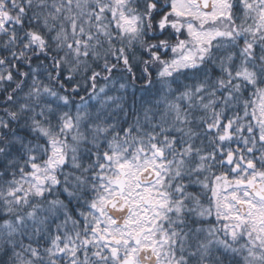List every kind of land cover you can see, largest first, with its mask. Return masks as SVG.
<instances>
[{
    "label": "snow or ice",
    "instance_id": "snow-or-ice-1",
    "mask_svg": "<svg viewBox=\"0 0 264 264\" xmlns=\"http://www.w3.org/2000/svg\"><path fill=\"white\" fill-rule=\"evenodd\" d=\"M0 264H264V0H0Z\"/></svg>",
    "mask_w": 264,
    "mask_h": 264
}]
</instances>
